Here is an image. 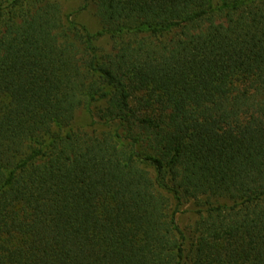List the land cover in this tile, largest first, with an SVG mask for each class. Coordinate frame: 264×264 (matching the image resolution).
I'll return each mask as SVG.
<instances>
[{"label":"trees","instance_id":"obj_1","mask_svg":"<svg viewBox=\"0 0 264 264\" xmlns=\"http://www.w3.org/2000/svg\"><path fill=\"white\" fill-rule=\"evenodd\" d=\"M82 1L0 0V264H264V0Z\"/></svg>","mask_w":264,"mask_h":264},{"label":"rangeland","instance_id":"obj_2","mask_svg":"<svg viewBox=\"0 0 264 264\" xmlns=\"http://www.w3.org/2000/svg\"><path fill=\"white\" fill-rule=\"evenodd\" d=\"M63 7V14L68 21L72 20L75 26L79 29L85 27L91 34H96L101 30L97 16L95 14V7L92 3L84 4L82 0H60ZM93 44L99 54H104L111 49V40L107 34L95 35ZM103 103H97L98 107H102ZM75 128L85 129L87 132L101 133L109 129V127L98 119L94 114L85 108H81L74 123ZM163 193L169 199V210L175 211V220L184 233L183 246L185 252L189 254L192 246L195 243L196 234L194 226L198 218L199 209L192 200H183L177 204L176 199L167 190L163 189ZM182 264H190L188 256Z\"/></svg>","mask_w":264,"mask_h":264}]
</instances>
